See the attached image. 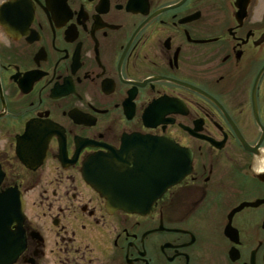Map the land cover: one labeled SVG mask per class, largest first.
Returning <instances> with one entry per match:
<instances>
[{"label":"flooded vegetation","instance_id":"flooded-vegetation-1","mask_svg":"<svg viewBox=\"0 0 264 264\" xmlns=\"http://www.w3.org/2000/svg\"><path fill=\"white\" fill-rule=\"evenodd\" d=\"M157 138L191 172L144 214L108 205L85 162L155 182ZM7 262L264 264V0H0Z\"/></svg>","mask_w":264,"mask_h":264},{"label":"water","instance_id":"water-1","mask_svg":"<svg viewBox=\"0 0 264 264\" xmlns=\"http://www.w3.org/2000/svg\"><path fill=\"white\" fill-rule=\"evenodd\" d=\"M169 152L170 160L168 158V161L166 162V174L163 173V175H160L162 186H159L160 184H157L158 181H156L155 183L153 179H150L147 184H145L146 182H143L140 178L136 180L131 177L123 179L121 178L122 180L116 178L115 180L111 181L110 179H106L107 177L105 176V173L103 172L101 167L97 165L95 166L94 163H90L85 166L84 175L86 180L93 187H95V189H97L103 195L107 196L108 205L116 208L123 207L132 212H146V209L151 208L152 204L162 195V193L167 188L172 185L178 184L187 174L191 172V155L187 151L182 150L172 142L169 143L168 153ZM160 160L161 161L156 160L155 165L157 167H164V158H161ZM113 184L118 185V189H112ZM119 185L121 186L119 187ZM132 185L135 186L133 196H131L132 193L130 192ZM119 194H121L122 196H127L129 198H123ZM129 200L133 201L134 203H131ZM13 201H16V199ZM14 209L15 205L13 204V210L11 214H13L14 216H18V214L20 213L16 214ZM13 240L15 242H13V245L11 246L13 254L11 262H14L18 258L19 253L22 250L20 239L13 237Z\"/></svg>","mask_w":264,"mask_h":264},{"label":"rangeland","instance_id":"rangeland-1","mask_svg":"<svg viewBox=\"0 0 264 264\" xmlns=\"http://www.w3.org/2000/svg\"><path fill=\"white\" fill-rule=\"evenodd\" d=\"M254 8H255V7L253 6L251 9H252V10H255ZM256 10H258V9H256ZM258 11H260V10H258ZM254 17H257V16H254Z\"/></svg>","mask_w":264,"mask_h":264}]
</instances>
